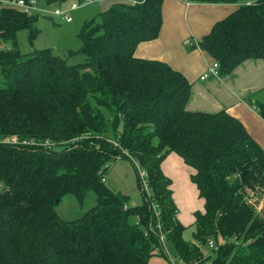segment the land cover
Returning a JSON list of instances; mask_svg holds the SVG:
<instances>
[{
	"label": "trees",
	"instance_id": "16d2710c",
	"mask_svg": "<svg viewBox=\"0 0 264 264\" xmlns=\"http://www.w3.org/2000/svg\"><path fill=\"white\" fill-rule=\"evenodd\" d=\"M164 2L116 0L85 21L84 61L75 64L51 48L22 52L18 33L26 29L36 40L39 14L1 4L0 140L20 142H0V264H152L168 244L178 264H264V148L226 110H188L186 76L135 54L159 37ZM198 46L219 63L220 75L264 58V0L241 4ZM250 102L264 119V101ZM171 153L193 168L190 179L204 200L191 242L162 167ZM118 158L136 168L139 205L106 183L108 164ZM139 168L160 206L161 230ZM89 191L96 204L81 217L59 215L65 196L82 204Z\"/></svg>",
	"mask_w": 264,
	"mask_h": 264
},
{
	"label": "crops",
	"instance_id": "0c3cea01",
	"mask_svg": "<svg viewBox=\"0 0 264 264\" xmlns=\"http://www.w3.org/2000/svg\"><path fill=\"white\" fill-rule=\"evenodd\" d=\"M96 1L99 3L98 10L100 11L107 10L116 2V0ZM249 1L257 0L221 3L165 0L164 23L159 37L140 43L135 54L140 58L167 62L186 76L192 84V93L186 105L188 110L210 113L226 110L241 120L253 139L264 148V119L255 104L250 102V99L252 102L264 101L259 97V94L264 91V58L247 59L230 74L201 78L214 61L207 52L198 46V42L211 32L217 22L236 11L241 4H247ZM1 4L4 3L0 2V6ZM189 39L194 44H186ZM167 158L162 165L164 171ZM181 159L183 158L181 157ZM172 161L176 163V167L172 166ZM167 168L170 174L172 175L171 172H174L178 179V194L180 195L173 193V197H176L175 200L178 203V217L185 224L184 221L189 217L187 208L196 204V209L195 207L193 209L195 211L202 210V207L204 209V200L202 202L198 200L193 204L185 203L186 199L192 200L195 193L196 195L199 193L190 179L194 170L189 169L186 173L177 157L169 160ZM106 182L110 184L112 179L106 178ZM181 199L184 200V203H181ZM201 203L202 205L197 207V204L199 206Z\"/></svg>",
	"mask_w": 264,
	"mask_h": 264
},
{
	"label": "rangeland",
	"instance_id": "374dc122",
	"mask_svg": "<svg viewBox=\"0 0 264 264\" xmlns=\"http://www.w3.org/2000/svg\"><path fill=\"white\" fill-rule=\"evenodd\" d=\"M72 2V0H68L63 4H59L57 2L47 4L40 1L39 5L42 7V9H44V11L40 12L37 26L41 29V32L33 42L29 40L28 31L26 29H23L18 33L19 47L22 52L30 53L35 49L51 48L56 54L68 58L71 64L84 61L83 54L78 52L83 44L81 38L79 37V33L85 21L91 19L100 12V10H98L99 3L98 1H93L87 4H81L80 8L70 11L71 16L73 17V22L70 23L62 21L59 17L52 14V12H54L56 8H68L72 4ZM9 45V43L5 44V46ZM70 51H74V53L70 54ZM259 97L264 99V91L259 94ZM178 156V154L172 153L165 162V172L174 180L173 189L175 195L178 194V179L176 174L174 172H171V175L167 168L169 160L171 158L177 157L180 159L181 164L183 165V169L186 171V173L189 171V169L193 170L192 167L187 165L184 160ZM172 162V166L176 167V163ZM104 175L107 179H112V182L110 184L106 182L112 189H114L115 191H121L129 195V205H139L143 202L141 189L137 181V171L134 164L130 160L122 158L112 160L108 164V168ZM193 198L194 199L192 200L186 199L185 203L193 204L194 202H198V200H201V202L203 200V198L200 197L199 193L198 195H196L195 193V196H193ZM175 199L176 197L174 198V200ZM180 201L181 203H184L183 199H181ZM175 202L178 206L177 200H175ZM95 204L96 194L94 191H89L85 201L82 204H80L73 195H67L62 199L61 203L57 206L56 209L62 218L71 220L81 217ZM194 205L195 206L193 207H195L196 209V204ZM201 205L202 203L199 206L197 204V207H200ZM193 207L191 206V208H187L189 210V217L186 218V221H184L185 225L188 226L184 231V237L190 242L194 240V227L191 225L195 220V210L193 209ZM201 209L204 210L203 207ZM131 219L132 221H137L138 218L136 216H133ZM219 240H221V238H219ZM167 247V254L158 251L154 256H152V264H171L173 260L175 264H178L180 262L178 261L176 252L174 249H172L171 245L168 244ZM208 248L211 249L209 246ZM212 255L214 256L215 254L212 252ZM196 264L198 263L196 262Z\"/></svg>",
	"mask_w": 264,
	"mask_h": 264
},
{
	"label": "built area",
	"instance_id": "2783aa9c",
	"mask_svg": "<svg viewBox=\"0 0 264 264\" xmlns=\"http://www.w3.org/2000/svg\"><path fill=\"white\" fill-rule=\"evenodd\" d=\"M93 0H82V1H74L72 2V4L68 7V8H56L54 10V12H52L53 15L59 17L62 21L65 22H72L73 21V17L70 14V11L72 10H76L78 8H80L81 4H87L92 2ZM0 2L4 3V4H8V5H12V6H16L19 7L21 9H23L26 13L32 15V14H39L41 11H44V9H42V7L39 5L40 1L39 0H0ZM256 3V1H249L247 2V4H254ZM186 44L190 45V44H194V42H192V40H187ZM208 76H220V71H219V63L217 61H214L210 66H208V70L207 72L201 77L202 79H205ZM0 142H4V143H9V144H16L18 142H20L18 140V138L16 136H11L9 138H4L2 140H0ZM24 143H27V141H23ZM45 144L50 145V141H47ZM139 173L142 179V184L144 186V189L148 192V195L151 197V202H152V208L158 218V228L161 230V210H160V206L159 204L152 199V193L150 191V183L147 179V173L144 169L139 168ZM105 180V178L103 179ZM2 185H0L1 188ZM165 233H161V239L164 241L165 240ZM217 243L215 242L214 239L209 240V245L211 247H217L216 245Z\"/></svg>",
	"mask_w": 264,
	"mask_h": 264
}]
</instances>
